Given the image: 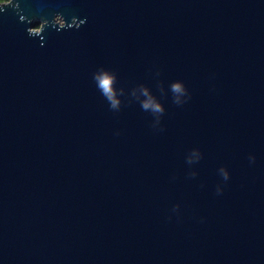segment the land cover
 I'll use <instances>...</instances> for the list:
<instances>
[{"label":"water","instance_id":"95a60500","mask_svg":"<svg viewBox=\"0 0 264 264\" xmlns=\"http://www.w3.org/2000/svg\"><path fill=\"white\" fill-rule=\"evenodd\" d=\"M0 264H264V0L0 2Z\"/></svg>","mask_w":264,"mask_h":264},{"label":"clouds","instance_id":"9594fccd","mask_svg":"<svg viewBox=\"0 0 264 264\" xmlns=\"http://www.w3.org/2000/svg\"><path fill=\"white\" fill-rule=\"evenodd\" d=\"M92 78L96 85L97 90L108 102L110 109L114 111H119L122 104L121 96L124 95V89L123 88L118 89L116 87L117 84L116 73L104 67H100L93 73ZM169 88L174 95L186 91L185 85L182 81L172 82ZM161 91H163L162 86H161ZM143 93L146 99L140 101V105L144 111H147L148 109L151 108L154 113L164 112V109L161 106V104L156 102L154 96L149 93L147 88L143 89ZM173 102L175 104L179 103L178 99H174ZM221 171L223 172L224 180H227L229 178L228 173L224 172L223 169H221ZM220 191L221 190L219 189L217 190L218 193Z\"/></svg>","mask_w":264,"mask_h":264},{"label":"trees","instance_id":"16d2710c","mask_svg":"<svg viewBox=\"0 0 264 264\" xmlns=\"http://www.w3.org/2000/svg\"><path fill=\"white\" fill-rule=\"evenodd\" d=\"M2 1H6V0H0V2H2ZM39 24H40L39 22H36L34 25L39 26Z\"/></svg>","mask_w":264,"mask_h":264}]
</instances>
